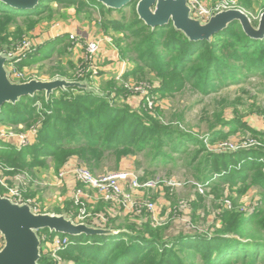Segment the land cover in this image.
<instances>
[{
    "label": "trees",
    "instance_id": "16d2710c",
    "mask_svg": "<svg viewBox=\"0 0 264 264\" xmlns=\"http://www.w3.org/2000/svg\"><path fill=\"white\" fill-rule=\"evenodd\" d=\"M52 1L59 3L69 1L67 3L84 10L90 7L84 0H41L34 9L23 10L11 8L0 0V34H7L10 26H15L16 23L34 25L48 10L47 6ZM138 1L134 0L130 4L133 17L131 22L126 16L120 20L109 19L114 10L107 9L108 17H102V28L106 32L111 30L129 32L128 37L134 43L131 50L136 53L143 65L155 71L162 79L161 92L165 93L164 95L180 91L188 83L198 92L208 95L251 77L260 78L264 82V39L249 37L238 22H233L209 41L192 42L184 34L176 31L172 24L155 29L146 26L139 20L136 12ZM240 1L243 5L251 7L250 0ZM122 11L123 9L120 10ZM254 24L257 26L258 21H254ZM2 44L9 45L6 50L10 49L8 39ZM40 48L28 56L35 55L37 58ZM2 49L3 45L0 52ZM49 56L43 51L41 58L33 60L37 62L48 59ZM57 91L59 95H56ZM57 91L48 100L45 93H38L32 98H21L16 104L5 103L2 106L0 123L16 126L34 118L33 105L43 94L45 96L43 105L48 111L37 142L33 146L17 151L14 147L5 145L4 149L0 150V162L9 169L41 167L46 165L48 159L60 168L74 156L97 163H102L113 156L114 168L119 169L123 158L146 151L154 155V161L174 162L177 158H174L172 153L180 156L183 153L187 154V149L193 144L198 150L192 166L195 167L201 154H205L203 162L195 168L200 170L196 178L202 181L203 185L211 181V174L222 173L225 174L221 175L218 184H237L240 179L246 181L247 176L252 179L249 173L251 170L255 172L251 184L264 189V160L252 164L244 163L237 169L238 164L248 161L250 156H254L255 159L264 158V150L215 153L209 151L207 144L202 142L199 136L195 138L163 124L157 119L158 108L153 114L147 112L144 107L137 110L128 105L112 104L111 99L103 93L96 94L97 92L76 88ZM144 102L145 100L142 103ZM220 125L240 126L255 134L258 133L248 128L249 126L246 127L237 118L227 122L217 117L216 125L212 126L211 130L217 129ZM241 128L235 127L236 130L213 134L210 141L215 143L216 136L222 138L238 132ZM167 149L172 153L167 152ZM57 211L56 214H62ZM253 216L256 219L260 218L256 226L259 231L264 232V214L260 217L255 213ZM218 220L219 227L210 233L211 236L196 234L172 239L162 229L154 228L146 222L138 224L142 228L130 226L127 232L113 236L71 237L68 248L58 255L61 264L264 262V234L256 236L249 230V224L252 222L250 219H246L241 213L224 210L218 215ZM48 232L49 230H43V233ZM46 242L43 241L42 245ZM38 264L59 263L48 252L41 253Z\"/></svg>",
    "mask_w": 264,
    "mask_h": 264
},
{
    "label": "rangeland",
    "instance_id": "374dc122",
    "mask_svg": "<svg viewBox=\"0 0 264 264\" xmlns=\"http://www.w3.org/2000/svg\"><path fill=\"white\" fill-rule=\"evenodd\" d=\"M218 1L212 0L210 5H214ZM238 1L242 10L249 16L257 17L264 12L263 0H250L251 7L243 5L240 0ZM67 2L69 1L62 3L52 1L47 6L48 10L39 17L34 25L16 23L15 26H10L7 34H0V47L3 45L0 54H14L24 43L30 42L33 45H40L37 46V49L43 48L38 51L37 58L34 55L31 56L32 59L38 60L41 58L43 51L44 54L50 55L48 59L37 62L32 61L31 57L27 55L17 64L13 61L7 63L6 69L10 73L13 82L28 83L32 80L49 82L55 79H65L69 82L87 83L89 88L97 92L96 94L103 93V95L109 97L112 104L118 106L128 105L132 109L138 108L137 110L144 107L148 110L147 112L153 114L158 108L157 119L163 124L170 125V127L190 134L195 138L199 136L203 140L202 142L207 144L209 151L218 153L215 151L217 148L214 146L219 142L232 145V148L239 150L238 152L264 150V146L259 149L244 148L243 146L247 140L252 139H256L261 145H264V133L260 129V126L264 125L263 80L251 77L239 84L231 85L218 90L217 93L208 95L198 92L188 83L182 90L164 95L165 93L161 92L162 79L155 71L143 65L136 53L131 50L134 43L128 37L129 32H115L113 30L106 32L102 28V23L99 24V27L105 32L104 34L111 38V43L116 48L120 59L132 67L124 75L104 71L105 66L99 64L100 53L89 59L90 56L86 55L85 52L87 41L83 42V38H79L77 34L65 36L59 33L65 28L71 27L72 23L82 26L84 23L91 25L101 21L98 11H96L99 10V7L94 5L95 0L91 1V8H95L94 12L88 9L84 10L79 6H76V9H71L72 4ZM131 9L132 6L130 5L122 12L111 14L110 18L120 20L123 16H126L131 22L133 18ZM17 36L19 37L16 38ZM71 36L79 40L77 44L70 40ZM7 39L10 43L9 50H6L9 45L2 44V42H7ZM63 39L66 41L65 46L62 42ZM75 45L79 47L76 48ZM37 49L29 55L36 53ZM99 52H101V47ZM56 95H59L58 91ZM43 96L44 94L33 105L35 109L33 119L17 126L10 123H0V150L7 145L8 147H14L17 151H22L37 142L46 113H48L43 105V98L45 97ZM27 97L32 98L34 96ZM143 100H145L144 103H142ZM217 117L227 122L235 118L240 119L246 127L249 126L248 128L258 133L255 134L250 130L234 125V127L220 125L212 131V126L216 125ZM235 127L241 129L222 138L216 136L217 141L215 143L210 141L213 134L221 131L228 132L231 129L236 130ZM34 130H38V133L33 136L35 140L31 141L28 138V133ZM20 136L25 138L24 142L20 140ZM225 148H229V145ZM197 150L198 147L191 144L187 149L188 153H183L180 156L167 149V152L172 153V156L177 158V161L174 162L154 161V155L146 151L123 158L119 169L114 168L115 160L113 156L102 163L87 162L74 156L60 168L51 159L46 160L44 166L27 167L20 170L9 169L8 166L0 162V196H13L12 193L18 190L23 202L30 204L39 213L56 214L59 210L63 215L68 214L73 217L76 213H79V208L75 205L74 190L71 191L72 187L69 184H78L74 180L67 183L68 177L62 181L59 175L68 163L72 162L74 166H84L97 177L120 170H131L139 176L143 184L148 181L159 183L156 188L141 190L135 195V198L137 202L151 201L158 205L162 225L154 228L162 229L172 239L196 234L211 236L210 233L219 227L218 215L224 210L241 213L246 219L252 221L248 228L253 234L256 236L264 234L256 226L257 220L260 218L256 219L253 216L255 213L256 216L260 217L261 214H264V189L251 184L255 172L249 170L252 179L247 176L245 177L246 181L240 179L241 181L237 184H218L220 182L219 178L215 179L217 174H211V181L208 182L209 186L199 190L197 185L202 187L203 184L202 181L196 178L200 170L195 168L203 162L205 154H201L194 167L191 164ZM263 160L262 157H256L255 159L254 156H250L248 161L240 162L237 169H239V165L242 166L244 163L252 164L255 161ZM224 174L221 175L224 176ZM171 182H176L181 186L173 187ZM89 195L94 197L95 193L89 192ZM227 201L231 206L229 209H225L227 208ZM101 202L98 201L96 204L89 205V210L91 207L95 211L100 209L103 203ZM183 204L185 206L181 209ZM132 218L127 217L119 221L123 223L125 228L130 226L142 228L138 226V221L141 219L135 216ZM49 232L39 231L41 238L45 242L47 241L42 245V253L50 252L57 263L61 264L62 261L58 254L63 252L65 248L61 250L54 248V236ZM58 235L64 236L62 234ZM68 237L70 240L71 236ZM4 245V239L0 234V251ZM53 252L58 253L55 254L59 258L58 260ZM258 264H264V262Z\"/></svg>",
    "mask_w": 264,
    "mask_h": 264
},
{
    "label": "water",
    "instance_id": "95a60500",
    "mask_svg": "<svg viewBox=\"0 0 264 264\" xmlns=\"http://www.w3.org/2000/svg\"><path fill=\"white\" fill-rule=\"evenodd\" d=\"M11 8L31 10L41 0H1ZM108 9L122 10L134 0H96ZM136 12L146 26L155 29L170 24L190 41H209L211 38L238 22L244 32L253 39H264V12L257 26L251 16L242 10H228L214 15L209 22L202 23L192 17L187 0H139ZM6 54H0V112L5 103L16 104L21 98L44 92L47 99L57 90L79 89L93 91L87 83L55 79L49 82L32 80L28 83L13 82L6 64ZM49 230L52 234L65 236H113L119 234L112 229L96 228L77 224L65 215L37 213L26 203L19 204L8 197L0 196V234L4 247L0 251V264H38L42 243L45 241L39 231ZM57 234V235H58Z\"/></svg>",
    "mask_w": 264,
    "mask_h": 264
},
{
    "label": "built area",
    "instance_id": "2783aa9c",
    "mask_svg": "<svg viewBox=\"0 0 264 264\" xmlns=\"http://www.w3.org/2000/svg\"><path fill=\"white\" fill-rule=\"evenodd\" d=\"M211 1L212 0H187L192 10V17L201 21L202 23H207L214 15L221 12L228 10H242L238 0H219L216 4L210 5ZM262 14L263 13L257 17L251 16V18L253 21H258ZM70 40L74 44H77L79 41L76 40L74 36H71ZM100 44L101 40H89L86 42L85 52L86 55L90 56L89 59H92L93 56H97L99 54L101 47ZM37 46L40 45H33L30 42H26L16 50V53L10 55L5 53L10 59L8 64L12 61L16 64L21 62L22 59L32 51H36ZM75 47L79 46L75 45ZM36 133H38V130L30 131V133H28V138L31 139V141H34L35 139L33 136L36 135ZM20 137V140H23L24 142L25 138L22 136ZM227 145H229V148L226 149L225 147H227ZM243 146L244 148L259 149L264 145H261V143L256 139H252L247 140ZM214 147L217 148L215 151L218 153L222 151L228 153H235L239 151L236 150V148H232V145L228 143L225 144L219 142ZM70 174L74 175V179L78 184L74 187L73 199L75 205L79 208V213H76V215L73 217L67 215L66 217L73 219L77 224H86L96 228L110 229L109 225L114 219L115 214L118 212H123L126 214H131L135 217H139L141 220L138 221V224L149 222L153 227H160V225H162L160 219V209L157 207L158 205L151 201L143 203L137 202L135 198V195L143 189L158 187V182L148 181L146 184H143L139 176L131 170H120L118 172H111L97 177L93 175L88 168L84 166H74L73 163L67 164L63 168L59 174L61 178L60 180L64 181ZM220 177L221 175H216L215 179ZM171 186L180 187L181 184L171 182ZM208 186L209 184L207 183L206 185H202V187L197 185V188L201 190L203 187ZM88 192L95 193L93 198L97 202L102 201L103 203L108 204V207L104 212L94 213L92 208L89 210L90 200L89 195H87ZM12 194L13 196H9L8 198L19 204L24 203L18 190ZM226 205L227 208L225 209H229L231 207L228 201L226 202ZM184 206V204L181 205V209ZM35 211L39 213L36 209ZM53 239V247L57 248L58 250L64 248L66 250L70 245L68 236L54 235ZM53 254L55 256V254L58 253L53 252ZM56 259L58 260L59 258L56 257Z\"/></svg>",
    "mask_w": 264,
    "mask_h": 264
},
{
    "label": "crops",
    "instance_id": "0c3cea01",
    "mask_svg": "<svg viewBox=\"0 0 264 264\" xmlns=\"http://www.w3.org/2000/svg\"><path fill=\"white\" fill-rule=\"evenodd\" d=\"M91 1L92 0H88L86 2H88L90 5L89 8H87L89 11H95V8H91L92 4H91ZM96 5L95 7H99V10H96L98 11V15L100 17V20H102V17L103 16H106V13H107V9L106 7L104 6H98V5H101L99 4L96 0L94 2ZM76 6L77 5H74V6H71V9H76ZM119 13L120 10H114L111 14H114V13ZM111 16V15H110ZM109 19L111 20H114L113 18H110L108 17ZM101 23V21L99 22H96V23H92L91 25L88 24V23H84L82 26L80 25H77L76 23H72L71 24V27H68V28H65L64 30H62V32H59V33H62L63 35L65 36H69L70 34H77L79 36V38H83L82 41H93V40H101V52H99V57H100V60H99V64L102 65V66H105L104 71H109V72H115V73H119L121 75H124L126 72H128L132 67L131 65L123 62L120 57L118 56V52L116 51V48L114 47V45L111 43V38H109L108 36H106L104 33V31L101 29V27H99V24ZM68 40V39H67ZM62 42L64 43V46L66 44V41L63 39ZM61 42V43H62ZM63 45V44H62ZM61 45V47H62ZM77 48V47H76ZM41 50L43 49L42 47L40 48ZM32 59V58H31ZM33 60V59H32ZM138 106V105H137ZM139 107V106H138ZM135 109H138V108H135ZM260 129L263 131L264 133V125H261L260 126ZM72 162L68 163V164H71ZM72 180L75 181L74 179V175L70 174L68 176V179L66 180L67 183L69 182H72ZM71 185L72 190H74V187L76 185L74 184H69ZM72 194V193H71ZM89 195V192L88 194ZM89 200H90V205L92 204H96L98 203L92 196L89 195ZM102 203V202H101ZM108 207V204H105V203H102L101 204V208L100 209H97L95 211L94 208H92L93 212L94 213H102L105 211V209ZM104 208V210H102ZM63 215V214H62ZM67 216H70L68 214H66ZM65 215V216H66ZM122 217V218H121ZM132 218L133 215L131 214H126V213H123V212H118L117 214H115L114 216V219L111 221L110 225H109V228L112 229V230H115V231H118L119 233L122 232H127V228H125L123 226V223L120 222L121 219L123 218ZM133 219V218H132ZM120 220V221H119ZM50 233V232H49ZM54 236V235H52Z\"/></svg>",
    "mask_w": 264,
    "mask_h": 264
}]
</instances>
